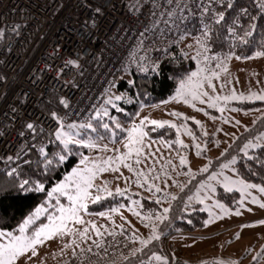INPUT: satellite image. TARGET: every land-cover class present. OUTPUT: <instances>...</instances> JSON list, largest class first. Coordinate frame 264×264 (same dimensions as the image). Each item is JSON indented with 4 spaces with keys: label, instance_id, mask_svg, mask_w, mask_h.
I'll list each match as a JSON object with an SVG mask.
<instances>
[{
    "label": "rangeland",
    "instance_id": "rangeland-1",
    "mask_svg": "<svg viewBox=\"0 0 264 264\" xmlns=\"http://www.w3.org/2000/svg\"><path fill=\"white\" fill-rule=\"evenodd\" d=\"M192 43L194 39L186 38L181 44V48L190 57L195 56V49L186 45ZM193 60L194 69L178 84L169 97L157 104L141 107L130 123H121L125 135L118 142L105 141L100 130L99 137L91 136L89 139L96 144V147H84L86 151L80 156L78 163L52 187L53 190L62 183L71 184L69 178L76 170L93 169L96 171L93 184L106 190L97 193L95 188L91 189L92 198L84 200L83 203L88 205L93 202L96 195L104 198L109 196L108 192L117 194L116 189L119 188L124 193L123 196L132 195L129 206L101 213H89L86 208H79L76 216H71L67 212L61 214L59 207H56L44 224L28 232L26 231L28 226L45 212L43 206H38L33 212V217L26 218L21 225L20 233L14 235L9 231L0 230V247L17 242L27 245L33 239H37V233H41L38 237L40 242L25 247L12 264H67L78 251L82 253L85 249L94 246L93 241L104 243L106 236L122 232L123 229L128 230L129 234L124 238L129 247L144 248L147 251L148 247L155 243L151 246L152 251L149 256L159 255L161 260L149 262L167 261L172 257L173 264H217V262L264 264V207H261L264 205V193L259 191V188L264 186L234 176L233 179H237L238 182L233 185V191L239 194L238 203L234 208L221 203L217 198V192L209 199L204 195L207 189L200 188V184L207 181L208 175L213 171L219 172V165L226 163L231 157L220 162L216 167L213 163L224 155L244 130L251 128L264 117V106L244 109L237 105L240 102L264 101L256 98L264 95V55L216 60L213 66L210 61L205 64L201 60ZM217 63L220 67H216ZM209 69L218 75V78L212 80L215 92L213 93L207 85L204 90L213 96L229 97L227 100L213 101L215 107L209 106L207 98H203L205 103L192 99L197 80L210 75ZM193 72L198 75L190 79ZM121 75L118 76L116 84L109 89L104 100L110 93L122 97V91L117 87ZM121 100L115 101V109L123 110L118 103ZM103 101L98 105L100 108L105 107ZM107 107L109 111L110 105ZM151 121L168 122L163 127L176 125L175 128L171 127L173 136L167 133L169 136L165 139H150L145 127L153 129L159 127ZM196 121L199 123L197 124ZM261 132H264V129L256 136ZM110 135L112 137L115 133L110 132ZM253 139H248L245 143L264 142ZM180 141L182 144L179 143ZM196 145L200 146L199 149ZM104 146H107V151L104 150ZM116 156H124L125 159L117 161ZM181 157L186 160L184 165L180 164ZM85 158V162L81 163ZM109 158H112L113 162L104 164ZM137 159L141 160L140 164L135 163ZM169 160L172 162L171 165L168 164ZM125 164L132 165L134 171H129ZM204 167H208V172H201ZM98 168L105 170L98 171ZM114 168H118V171H113ZM137 172H143L144 175L138 177ZM225 174L231 175L227 170ZM154 176H159L160 179H153ZM196 178H199L198 183L185 193L183 198L184 203L188 205L199 203L207 213L204 228L193 233L173 232L164 236L158 230V226L167 215L163 209H169L174 200L171 197L179 196L189 182ZM174 182L184 185L183 189ZM140 184L145 186L141 187ZM244 184H254L257 187L245 188ZM149 185L159 186L162 191L156 192L153 189L149 192L147 190ZM216 187L217 190H223L219 185ZM54 194L65 201L64 205L58 206L67 209L69 207L67 198L59 193ZM189 197L192 199L190 200ZM141 198L159 200L161 211L159 210L155 215L141 213L139 209ZM253 198L256 202H253ZM201 199L203 203L200 202ZM157 216L164 218L157 220ZM77 217L82 223H75ZM85 229L87 233L81 235ZM153 235L159 238L151 240L146 246L140 243L141 240H147ZM134 239L136 243L132 244ZM258 254L261 255L259 261H253V257Z\"/></svg>",
    "mask_w": 264,
    "mask_h": 264
},
{
    "label": "built area",
    "instance_id": "built-area-1",
    "mask_svg": "<svg viewBox=\"0 0 264 264\" xmlns=\"http://www.w3.org/2000/svg\"><path fill=\"white\" fill-rule=\"evenodd\" d=\"M0 30L1 172L9 157L23 164L34 137L27 123L53 143L47 135L56 127L52 113L67 122L88 118L129 64L141 23L125 0H0ZM54 96L69 107L46 109Z\"/></svg>",
    "mask_w": 264,
    "mask_h": 264
},
{
    "label": "trees",
    "instance_id": "trees-1",
    "mask_svg": "<svg viewBox=\"0 0 264 264\" xmlns=\"http://www.w3.org/2000/svg\"><path fill=\"white\" fill-rule=\"evenodd\" d=\"M238 6L248 7L250 14L256 12L252 0H238ZM234 14L235 10L229 14V20H231ZM199 27L200 22L192 18L186 21L179 28V31L187 29L188 32L198 35ZM245 30L247 29L245 28ZM187 38L193 39V37ZM166 39L167 43H164L163 41ZM246 40L247 42L245 43L241 39L232 38L226 33L218 31L217 39L210 54H214L217 58L216 60L228 58L242 59L256 54L264 55V16L257 14L256 29L251 36L246 37ZM182 43H173L167 37L161 38V43L157 46L161 50L151 51L155 64H152L151 61L145 63L133 60L126 67L118 70L110 84V88L116 84L118 76L122 74L117 87L122 91V100L118 103L123 110L113 109L110 106L109 117L102 118V122L109 123L110 130L112 129L110 132L115 133L111 137L109 132L107 138H104L105 130L100 128V132L104 134H102V138L105 141L113 140L118 142L125 135L121 126L122 122L124 124L130 123L141 107L154 105L165 100L175 91L178 84L191 73L195 67V61L181 48ZM157 57L159 58L157 59ZM216 60L210 61L211 66L215 64ZM108 91L101 97L96 106L104 100ZM237 105L248 109L255 106H264V101L240 102ZM45 108L58 110L59 103L57 98L54 96ZM115 122H119V128L114 127ZM263 129L264 117L251 128L242 132L228 147L224 155L213 163V166L216 167L220 162L237 155V148L242 146L248 139L254 138ZM145 130L150 139H165L169 135L173 136L171 127H158L156 129L145 127ZM167 133L170 134L168 135ZM261 144H264V142ZM49 146H51L53 151L58 150L56 149L55 142L52 143L43 134L35 132L33 139L28 143V150L24 154L23 164L17 165L14 160H10L3 170H1L0 230L9 231L14 235L20 233L21 225L25 222L26 218L33 217L34 210L38 206H43L45 208L43 215L35 219L26 230L32 232L48 220L49 215L54 212V206L59 204L64 205V199L54 194L51 191L52 187L60 182L73 166L78 163L80 156L86 151V148L70 145V147H73V152L70 154L68 161L63 164L54 165L53 170H48L43 163L44 153H41L40 149L43 148L44 152L47 153ZM249 152L264 160V149L256 148L251 149ZM236 167L239 169L238 176L240 178L264 186V167L247 159L241 162L239 161V156ZM24 181H28V184L22 188L21 185L24 184ZM198 181L199 178L191 180L187 188L183 189L180 195L172 201L166 219L158 226V230L164 236L173 232L193 233L204 228L207 213L201 208L199 203L188 205L184 203L183 198V195L192 190ZM130 197L132 195L113 194L106 196L99 202L89 203L86 211L89 213H101L120 207L127 208L131 200ZM217 198L225 206L234 208L238 203L239 194L236 191L225 192L218 189ZM139 209L141 213L147 215H154L159 210L161 211L158 203L145 198H141ZM126 234H129L128 230L123 229L122 232L106 236L104 243H101L102 247L107 248L108 252L112 254L115 264H126V262L119 259V254L127 251L129 248L124 238ZM152 245L148 247L147 251L144 250L147 255L151 253ZM91 248L93 249V253L100 251L95 245ZM87 249L82 253L78 251L70 258L67 264H105V262H100L99 258L93 253H89ZM147 263L149 261H146ZM107 264H111V262L109 261Z\"/></svg>",
    "mask_w": 264,
    "mask_h": 264
},
{
    "label": "snow or ice",
    "instance_id": "snow-or-ice-1",
    "mask_svg": "<svg viewBox=\"0 0 264 264\" xmlns=\"http://www.w3.org/2000/svg\"><path fill=\"white\" fill-rule=\"evenodd\" d=\"M253 5L255 6L256 12L250 14V9L246 6H238V0H125V7L127 8L128 14L134 19L141 23V30L138 31L136 37V44L128 53V58L130 61L136 62H149L155 64V60L152 59L151 51L152 50H161L157 46L161 43L162 37H167L172 40L173 43L183 42L187 37H193L194 43L186 45V47L195 49V56L190 57L192 59L201 60L203 63L207 64L209 61H215L217 58L212 52V48L217 39V32L222 31L232 38L241 39L243 42H247L246 37L251 36L256 29V18L257 14L264 16V0H252ZM238 9V10H237ZM231 20H229V14L233 13ZM96 12L99 13L100 9L97 8ZM192 18H195L200 22V27L198 35H194L185 29L184 31H179V28L184 25V23ZM94 24V21H92ZM88 22H86V26ZM245 28L247 30H245ZM159 34V36L157 35ZM4 35L3 30H0V36ZM167 43V39L163 41ZM159 57H157L158 59ZM68 63H75L74 61H69ZM216 67H220V64L217 63ZM226 71V68L224 69ZM210 75H206L199 80H197L195 91L193 93V100H200V103H205L203 98H207L209 101L210 107H215L213 101L224 99L227 100L229 97H220L210 95L208 91H205V85L209 89H212L213 93L215 92V85L212 83L213 78H218L216 72H213L209 69ZM197 73L193 72L191 78L197 77ZM234 98V97H233ZM257 99L264 100V95L256 97ZM120 95H115L110 93L107 98L103 101L105 107L100 108L99 106H92V115L88 116L86 121H70L66 122L62 117H59L56 113H52L53 119L56 121V127L51 133H48L50 140L56 143L57 151H53L51 146H49V151L44 152V149L41 148V153H44L43 163L45 164L48 170H53L54 165L63 164L68 161L70 154L73 152V147H96L95 143L90 141V137L95 135L100 136L99 129L103 128L105 130L104 138H107V134L110 132L109 123L102 122L103 117H109V111L107 106H112L115 109V101L121 100ZM65 108L69 107V103L66 99H61L59 101ZM223 111V109H221ZM173 115H180L178 113H173ZM111 119V117H110ZM152 124H157L159 127H163L164 124L168 122H157L151 121ZM198 124L199 121H196ZM239 123V122H237ZM115 128H119V122H115ZM175 128L176 125H171ZM26 128L32 130L33 133L36 132V125L34 123H27ZM133 131H136L133 129ZM41 134H44L41 130ZM23 135V133H21ZM206 135V133H205ZM255 141H264V132L260 133L258 136L254 137ZM179 143L182 144V141ZM62 145V146H61ZM150 146V145H149ZM170 146V145H169ZM31 147V146H30ZM199 149V145H196ZM261 148L264 149V144L256 143L249 141L244 143L242 146L237 148V155L232 156L227 160L226 163H221L219 165L220 171H213L207 177L205 183L200 184L201 189H207L204 193L209 199L215 196L217 192V185H219L225 192H232L233 185H235L238 180L233 179L234 176L238 177L239 169L236 167L239 161L247 159L256 164L264 167V160L259 156L250 154V149ZM104 150H108L107 146H104ZM139 155V150L138 153ZM242 154V155H241ZM151 155V154H149ZM9 160L12 158L9 157ZM124 156H116L115 160L122 161ZM147 159V156H145ZM86 160L82 159L81 163H84ZM113 162L112 158L104 161V164H111ZM136 164H140L141 160L137 159ZM171 160L168 161V164L171 165ZM186 160L181 157L180 164L184 165ZM96 166H94L95 168ZM125 167L129 171H134L132 165L125 164ZM98 171H104V168H98ZM113 171H118V168L112 169ZM225 170L231 173V175L225 174ZM152 171V169H149ZM163 171V169H161ZM201 172H208V167L201 169ZM96 175V171L93 169H83L76 170L72 173L71 184L62 183L55 187L52 192L59 193L61 196H64L69 201V207L65 209L62 206L59 207V212L61 214L67 212L71 216H76L79 208H86L87 205L83 203L84 200L92 198L91 189L95 188L97 193L103 192L106 189L101 188L93 184V178ZM136 175L142 176L143 172H137ZM153 179H160L159 176H154ZM139 184V180H137ZM146 183V182H145ZM178 187L183 189L184 185L174 182ZM242 183V182H241ZM28 184V181H24V184L21 187H25ZM141 187H144V184H140ZM245 188H256L254 184H244ZM161 192L162 189L159 186L149 185L147 190L149 192L153 191ZM259 191L264 193V187H260ZM116 193L123 195L124 193L121 189L117 188ZM51 195V194H50ZM108 195H113L111 192H108ZM102 199L101 195H96L93 202H99ZM171 199H176L175 196H172ZM191 200L192 197H189ZM160 203L159 200L155 201ZM203 203V200H200ZM253 202L255 198H253ZM133 203H136L133 201ZM219 206V205H218ZM264 207V205H261ZM115 211V209H113ZM169 209H163V212L167 213ZM139 215V213H136ZM155 215V214H154ZM164 217L157 216L156 219L160 220ZM63 220V216H61ZM75 223H82V220L79 217L76 218ZM147 226V225H146ZM95 227V226H93ZM153 231H155L153 229ZM87 233V229L84 230V235ZM41 233H37V239H33L28 242L27 245L19 244V242L14 244H7L0 247V264H12V261L15 260L23 251L25 247L31 246L33 244L39 243L38 237ZM99 230H97V235H99ZM111 235V234H110ZM158 236L153 235L147 240H141L142 245H147L153 239H158ZM138 239V238H137ZM136 240H132V244H135ZM93 244L97 249H100L99 252L93 253V249L89 247L87 251L93 253L99 258L100 262H111L115 264V259L112 254L108 252L107 248H103L100 243L93 241ZM78 247V246H77ZM30 258V257H29ZM261 258V255L253 257V261L258 262ZM119 259L126 262V264H146V261L150 260H161L159 255L152 254L151 256L147 255L144 252L143 248L129 247L127 251L121 252L119 254ZM220 264V262H217Z\"/></svg>",
    "mask_w": 264,
    "mask_h": 264
},
{
    "label": "crops",
    "instance_id": "crops-1",
    "mask_svg": "<svg viewBox=\"0 0 264 264\" xmlns=\"http://www.w3.org/2000/svg\"><path fill=\"white\" fill-rule=\"evenodd\" d=\"M247 130V129H246ZM245 131V130H244ZM262 133V132H261ZM254 140V139H253ZM263 142V141H262Z\"/></svg>",
    "mask_w": 264,
    "mask_h": 264
}]
</instances>
